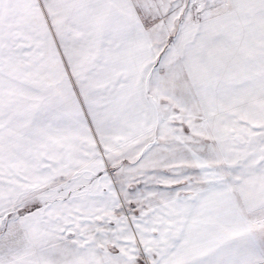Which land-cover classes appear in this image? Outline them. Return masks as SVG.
Returning <instances> with one entry per match:
<instances>
[{
	"label": "snow or ice",
	"instance_id": "obj_1",
	"mask_svg": "<svg viewBox=\"0 0 264 264\" xmlns=\"http://www.w3.org/2000/svg\"><path fill=\"white\" fill-rule=\"evenodd\" d=\"M0 264H264V0H0Z\"/></svg>",
	"mask_w": 264,
	"mask_h": 264
}]
</instances>
